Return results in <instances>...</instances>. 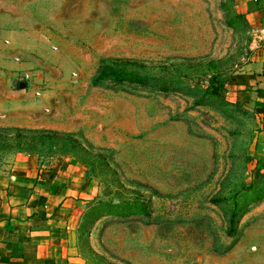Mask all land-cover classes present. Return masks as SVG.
Wrapping results in <instances>:
<instances>
[{
  "label": "rangeland",
  "instance_id": "obj_1",
  "mask_svg": "<svg viewBox=\"0 0 264 264\" xmlns=\"http://www.w3.org/2000/svg\"><path fill=\"white\" fill-rule=\"evenodd\" d=\"M262 56L237 0H0V171L77 166L78 264H264Z\"/></svg>",
  "mask_w": 264,
  "mask_h": 264
},
{
  "label": "crops",
  "instance_id": "obj_2",
  "mask_svg": "<svg viewBox=\"0 0 264 264\" xmlns=\"http://www.w3.org/2000/svg\"><path fill=\"white\" fill-rule=\"evenodd\" d=\"M263 41V56L250 67L251 95L260 107L264 145V0H237ZM264 148V146H263ZM72 162L52 171H0V264H78L75 231L87 189Z\"/></svg>",
  "mask_w": 264,
  "mask_h": 264
},
{
  "label": "trees",
  "instance_id": "obj_3",
  "mask_svg": "<svg viewBox=\"0 0 264 264\" xmlns=\"http://www.w3.org/2000/svg\"><path fill=\"white\" fill-rule=\"evenodd\" d=\"M103 72L105 75L111 77L113 80L121 81V82H135L142 84L143 80L139 79L137 76H134L133 79H131L129 73L123 70L114 69L112 66H106L104 67Z\"/></svg>",
  "mask_w": 264,
  "mask_h": 264
},
{
  "label": "water",
  "instance_id": "obj_4",
  "mask_svg": "<svg viewBox=\"0 0 264 264\" xmlns=\"http://www.w3.org/2000/svg\"><path fill=\"white\" fill-rule=\"evenodd\" d=\"M18 88H19V90H24L25 89V84L24 83H19Z\"/></svg>",
  "mask_w": 264,
  "mask_h": 264
}]
</instances>
